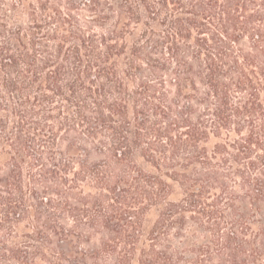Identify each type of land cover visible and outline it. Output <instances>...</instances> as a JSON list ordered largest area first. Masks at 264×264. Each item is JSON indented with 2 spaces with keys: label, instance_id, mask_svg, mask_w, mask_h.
<instances>
[{
  "label": "trees",
  "instance_id": "16d2710c",
  "mask_svg": "<svg viewBox=\"0 0 264 264\" xmlns=\"http://www.w3.org/2000/svg\"><path fill=\"white\" fill-rule=\"evenodd\" d=\"M0 264H264V0H0Z\"/></svg>",
  "mask_w": 264,
  "mask_h": 264
},
{
  "label": "rangeland",
  "instance_id": "374dc122",
  "mask_svg": "<svg viewBox=\"0 0 264 264\" xmlns=\"http://www.w3.org/2000/svg\"><path fill=\"white\" fill-rule=\"evenodd\" d=\"M98 245V240L95 239L91 243L83 244L81 247L83 249H92L93 247H96Z\"/></svg>",
  "mask_w": 264,
  "mask_h": 264
}]
</instances>
